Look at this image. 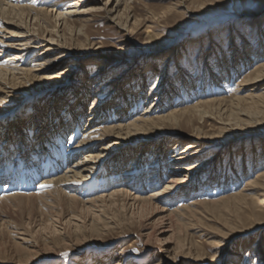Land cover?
<instances>
[{
	"label": "bare ground",
	"instance_id": "obj_1",
	"mask_svg": "<svg viewBox=\"0 0 264 264\" xmlns=\"http://www.w3.org/2000/svg\"><path fill=\"white\" fill-rule=\"evenodd\" d=\"M12 1L0 0V23L3 25L0 27V34H2L0 35V107L9 104L11 100L15 101V104L11 103L12 105L7 107L8 113H3L4 109L0 111V121L6 120V122L10 117H15V113L26 104L36 101L38 99L36 96L42 97L44 94L42 88L67 71L63 68L68 66L70 58L74 55L71 50L73 47L65 44L63 32L71 30L72 24L79 21L85 26L93 22L96 14L104 13L107 15L105 19L113 24L118 34L130 38L141 21L131 15L133 9L131 4L134 0H53L50 2L51 5H46V7H36L37 0L32 1L33 4L24 6L14 4ZM171 8L178 11L180 15L184 13L179 10L180 8L188 11L187 6L185 7L182 2H177ZM263 21L264 16H261L259 20H249L252 31H257L252 33L251 42L245 40L246 42L242 41L239 47L233 46L229 57L220 53L215 62L216 72H209L208 75L207 71H204L205 75L200 73L198 76L199 83L203 86H222L223 82L225 84L226 81H231L233 76L238 72L241 73L247 65L252 64L239 81L238 90L245 93L244 96H237L227 101L223 98H212L215 92H212L210 94L212 97H210L208 90L205 89L197 93V101L192 106L181 110L178 108L179 104H176V101H173V98L167 94V89L162 94L159 93L161 96L147 105L145 101L154 89L150 88L149 95L144 100L145 107L142 113L140 112L132 119L125 114V105L130 104L129 100L134 98L135 94L132 89L137 80L129 84L125 82L129 78L123 79L116 74L110 80L113 82L110 85H116L117 88L118 86L123 87V90H120V94L113 102L111 98L114 93L113 89H110L108 92L112 93L110 100L105 99L102 102L100 95L107 87L103 83L104 71L102 70L107 66V62L101 60L100 63L94 65V70L91 71L94 72L86 79L81 77L76 79L75 82L79 84L80 90L84 91L80 92L76 88L74 93L64 94L61 97L46 96L42 105L37 104L36 107H32L33 111L39 113L40 108L48 105V118L50 116L53 118L48 119L49 126L37 125L33 130L37 133L31 144L20 145L22 141L12 146L16 153L20 152L15 156L16 159L11 160V167L15 168L14 174L6 173L8 172L4 170L6 168H2V160L11 157L13 148L8 149L10 150L8 153L0 155V229H5L2 232L6 236V244H9V249L4 251L2 250L5 245L4 239L0 242V256L2 257H0V264H32V261L36 259L34 255H50L58 246L68 245L80 238L93 241L95 239L93 236L101 237L97 234L101 232L99 230L103 231L108 228L122 230L125 227L131 230L136 227L133 243L139 242L146 249L151 246V243L158 245L159 252L151 253L152 264L163 262L181 264L183 259L188 260L189 264H205L207 258L216 257L218 250H220L218 254L223 257L231 240L238 235H251L260 230L261 225L264 224V164L261 165V171L243 181L242 189L240 188L236 193L225 197H220V193L219 196L217 195L220 198L209 202L206 196L202 197L206 199L193 201V198L194 200L199 198L197 193L202 188L218 183L214 172L208 173L204 179L197 180L207 167L206 161L209 159L203 161L202 157L211 150L212 137H206L199 129L192 128L191 133L186 137L180 138L178 135V138H173L174 142L168 148L169 154L165 157L163 152L167 144L158 135L160 131L168 128H185L192 124L193 118L203 119L207 114L212 115L211 110L216 107L219 111L235 116L230 120L239 124L241 130L249 129L250 126L254 128L264 125V31L261 30L260 25ZM82 31L77 30V34ZM154 39L155 37H148L149 42ZM88 45L86 44V48L91 51L92 44L88 43ZM84 48L85 45L77 47V49ZM96 49V47L93 48V51L95 52ZM32 54H36L35 57L39 60L31 61ZM209 60L211 59L208 57L204 65L207 68L205 70L209 69L207 67L210 66L208 65ZM78 62L80 63V60ZM65 78H61L63 80L58 83L59 86L65 84L71 77ZM85 85H90L93 91L86 93ZM38 86L42 89L41 92H36L38 94L17 99L22 95V89ZM53 88H51L52 92L59 90L58 87ZM83 92L85 96L91 97L86 120V124L90 123V125L81 131L85 135H82V138L71 149V137L77 135L73 125L81 118L78 108L81 106L82 98L78 95ZM165 96L168 97L166 98L168 101L164 99ZM135 98L140 97L135 96ZM189 100L192 101L191 98ZM63 103L66 106L63 105L65 107L62 109L60 107ZM111 104L112 109L119 114L114 123L106 126L105 123L99 121L103 119L102 115H104L103 120L107 119L109 111L105 112L104 109ZM58 108L60 109L56 111ZM59 111L61 113L58 114ZM64 111L67 113L65 114ZM30 114L25 117L26 121L30 119ZM220 115L224 114L220 113ZM217 119L224 123L220 124L219 133H227L229 125H225V121L230 120H223L219 117ZM28 125L33 127L31 121ZM98 126L101 128H97ZM14 130L19 131L16 126ZM14 130L6 127L8 136L14 135ZM68 132L72 134L71 139L63 145L62 142ZM233 139L234 137L228 136L225 144ZM152 146L157 147L152 153L145 155L151 159L146 166V173L141 172V169L134 170L142 164L141 160L145 159L143 154L121 159L105 172L101 171L111 154H130L134 153L137 148ZM67 150L69 153H66ZM62 156L65 158L57 160ZM46 157L50 158L44 161ZM70 159H73L71 163H69ZM127 164L128 167L122 170L121 167ZM192 174L195 175L194 179H191ZM237 179L239 178L236 177ZM230 183L234 185V181ZM211 197L215 198V196ZM175 201H178L176 203L178 205ZM230 201L234 203L231 208L234 212L231 209L230 211L233 212L231 214H234L235 221L222 219L223 217L221 220L218 219L220 222L216 224L220 228L215 233L210 232L217 238L215 246L212 247L214 253L210 257L199 241L185 237L183 229L188 224L191 225V222L199 221L203 214L202 209L206 210L208 207L221 203L231 204ZM15 208L27 210L40 217V228L36 233L11 222L8 211L9 209L16 211ZM157 214L161 216L157 218ZM89 215L93 216V220L89 221V218L85 221V217ZM100 220L103 225L97 230L95 229L97 226L93 225ZM57 221L63 227L54 225ZM38 233L45 236V243L38 242L36 238ZM133 243L123 248L111 264H123L124 261L122 262L120 256L124 255ZM255 245L257 246L258 242ZM256 252L258 256H255V262L264 264V250L257 247L253 250V253ZM98 257V260L103 261L110 259L111 254L103 255L102 259Z\"/></svg>",
	"mask_w": 264,
	"mask_h": 264
},
{
	"label": "rangeland",
	"instance_id": "obj_2",
	"mask_svg": "<svg viewBox=\"0 0 264 264\" xmlns=\"http://www.w3.org/2000/svg\"><path fill=\"white\" fill-rule=\"evenodd\" d=\"M32 1L34 0H13L12 2L14 4H18L19 6H24L33 4ZM37 2L38 3L36 7H46V5H51L50 2H53V0H37ZM177 2H182L185 7L187 6L186 9L188 11L185 9L182 10V8L179 9L184 12L183 15L178 14V11L176 12V10L171 8ZM131 5L133 7L131 15L136 17L138 21H141H139L137 30H134L133 28L134 34L130 36V38H125L118 34L113 24L108 23V21L105 19L107 15L104 13L96 14L93 18V22L87 24L88 26H84L83 23L78 21V23L76 22L72 24L70 27V29L72 28L71 30H66L63 32L65 36V44L67 46L73 47L71 50L73 51L72 55H74V57L70 58L71 60L69 61L68 66L63 68L67 71L64 72L63 75L61 74L58 79L46 84V86L42 88L44 90H42L40 86L22 89V95H20L17 99L28 95L32 96L33 94H38L36 92H41V90L42 92L44 91V94L42 97L36 96V99L38 98L36 101L26 104L21 109L22 111L20 110L15 113V117H10L9 120L7 119L8 122H6V120L0 121V155L8 153V151H10L8 149L13 148V151H11L13 152L11 157H6L4 160H2V168H6L4 170L8 171L6 173H15V168L11 167V160L16 159L15 156L20 153H16L14 150L15 148L12 146L22 141L23 142L20 145L31 144L34 136L37 133V131H33L36 129L37 125L49 126L50 121L48 119L53 118L51 116L48 118V105H45L46 108H40L41 110L39 109V113L38 111H33L32 107H36L37 104L42 105L46 96L50 97L53 95L51 98L54 96L61 97L64 96V94L68 95L74 93L76 88L80 90L79 84L75 82L76 79L79 77L86 79L91 73L94 72H91L94 70V65L100 63L101 60H105L107 62V66H105L104 70H102L104 71L103 83L105 86H107L100 95V100H102V102L105 99L110 100V95H112V93H108L110 92V89H113L112 92L114 93L113 97L111 98V101L113 102L120 94V90H123V87L118 86L117 88L116 85H110L113 83L110 80L116 74L123 79L129 78L125 81L129 84L132 82L135 83L137 80L135 83L136 85L133 89H131L135 94H133L134 98L135 96H139L140 98H135L134 100L132 97V99L129 100L130 104L125 105L126 112L123 111L128 117L132 119L136 115L140 114V112L142 113L145 103L147 105L150 104L152 100L160 97L161 95L159 93L162 94L165 89H167V94L173 98V101H176L175 103L179 104L178 108L181 110L192 106V104L197 101V93L205 91V89L208 90L206 91L209 92V96L212 94V92L216 93L213 95V97H210L218 99L223 98L227 101L234 97H241L245 95V93L239 92L238 90L239 81L241 80L244 73L250 69L252 64L247 65L246 69H244L241 73L238 72L235 76H233L231 81H226L225 84L223 82L222 86H203L199 83L198 76L200 73L205 75L204 71H207L208 75L212 71L216 72L215 62H217L220 53L221 55L224 54L225 57H229L231 53L230 49L233 46L239 47L242 41H250L252 39V33H256L257 31H252L249 20H259L261 16H264V0H134ZM260 25L261 30L264 31V21ZM1 26L3 25L0 23V27ZM77 30L83 31L80 32L81 34H77ZM147 36L155 37V39L149 42ZM88 43L92 44L91 51L89 48H86V44L89 46ZM80 45L82 47L85 45L86 49H77V47ZM95 47L97 49L94 52L93 48L95 49ZM5 54L7 55V53ZM211 54H213V56H211ZM35 56L36 54H32L31 58L29 56L30 60H39ZM208 57L211 59L208 63L210 66H207L209 69L205 70L207 68H205L204 65H206L205 62ZM79 60L80 63L78 62ZM63 77L71 78L68 79L69 81H67L65 84L59 86L58 83L62 82L63 79L61 80V78ZM53 87H58L59 90L52 92L54 89ZM217 87L218 89L220 87V92L218 91ZM150 88L154 89L152 94L148 97ZM176 90L178 92H175ZM91 91H93V88H91L90 85H85V92L88 93ZM78 96L82 98L81 106L78 108L81 118L76 120L78 122H75L73 125L75 131H77V135L75 137H71V149L76 144V142L82 138L83 133L81 131H84L85 128L90 125V123L86 124V120L88 116L87 108H89L91 104V97L85 96L84 92L81 94L79 93ZM167 96L164 97L165 100H167ZM146 98L147 100L144 103ZM189 98H191L192 101H190ZM126 101H128V99H126ZM8 103L9 104L5 106H1L0 111L4 109L3 113H8L7 107L11 106V103L15 104V101L11 100ZM32 103L33 105H31ZM74 103L76 104V101ZM63 105L66 106V104L63 103L60 108L63 109V107H65ZM60 108L56 109V111H58ZM216 108H212V115L207 114L203 119L193 118L192 124L189 126L187 125L185 128H168L160 131L158 135V137L163 138L167 144L163 152L165 157L169 154L168 148L172 146L174 142L173 138H178V135H180V138H184V136L186 137L187 134L191 133L192 128L199 129L201 134L206 137H212L211 140H213V143L211 144V150L208 151L206 156L202 157L203 161L209 159L206 161L207 167L200 174L197 180L204 179L208 173L214 172L216 178L218 179V183L211 187L202 188L200 190L201 192L199 191L197 193L199 198L197 200H194L195 198H193V201H199L207 198V202H209L220 197L230 196L236 193L240 188L242 189L243 181L249 176L252 177L251 175L254 176L256 172L261 171V165L264 164V125L254 128H250V126L249 129L246 128L241 130V126L239 124L233 120H230L235 118V116L219 111L218 108ZM26 111H29V113H26ZM104 111H109V113H107V119L103 120L104 115H102L103 119H100L99 122L105 123L106 126H109L111 123L116 121L117 114H119V112H116L112 109V104L108 107H105ZM112 111L114 113H111ZM59 113L61 112L59 111L58 114ZM64 113L66 114L67 112L64 111ZM220 113H223L224 115H220ZM28 114L31 116L30 119L26 121L25 117ZM218 117L222 118L223 120H230L229 122L225 121V125H229L227 126V133H224L225 135L219 133L218 129L221 126L220 124L224 123L218 120ZM30 121L33 126L32 128L30 125H28V122ZM15 126L19 129V131L14 130ZM6 127H9L11 130L15 131V134L12 135L13 137L10 135L8 136ZM99 127L100 126L97 128ZM74 128H72V130ZM22 129L23 131H21ZM71 135L72 134H70V132L66 134L62 142L63 145L68 143L69 139H71ZM226 135L227 137H234V139L228 144H225V140L227 139ZM156 147L157 146L137 148L134 153L130 154H111L105 161L103 170L101 171L105 172L109 167L114 166L113 164L121 159L131 158L135 154H143L142 156L145 157V159L143 158L141 160L142 164H140L134 170L139 171V169H141V172L146 173V166H148V163L151 159L145 155L152 153ZM68 151L69 150H67L66 153H69ZM49 158L50 157H46L44 161L49 160ZM64 158L65 157L62 156L61 158L58 157L57 159L56 157L55 159L62 160ZM72 161L73 159H70L69 163ZM212 163L213 165L211 166ZM127 167L128 164L122 166L121 169L123 170ZM4 170L1 169L2 172H4ZM248 172L250 174H248ZM194 176L195 175L192 174L191 179H194ZM146 177L149 178L148 174H146ZM236 177L239 179L236 180ZM165 179L166 177L164 180ZM233 181L234 185L230 183H233ZM220 193L221 196L217 197V195H220ZM203 196H206V198H202ZM211 196H215V198H212ZM177 202L178 201H175V204ZM233 206L234 203L231 202V204L221 203L214 207H208L206 210L202 209L203 214L200 216L199 221L191 222V225L193 226L188 224L185 227L187 230L185 228L183 229L185 231L183 232L185 237L195 241L197 240L196 242L199 241V243L203 245L204 251L210 257H212L214 253L212 247L215 246L217 238L210 234V232L215 233L217 232L216 230L220 228V226L216 224V222H220L218 221L219 218V220H221L223 217L222 219H230V221L233 222L235 221V218L233 217L234 214H231L234 212V209H231ZM213 208H215V210ZM230 209L231 211L233 210V212H231ZM222 210L225 213H223ZM221 211L222 213H220ZM8 213H10L11 222H13V224L16 226H24L32 233H36L40 228V217L34 213H30L24 209H16V211L9 209ZM226 213L227 215L230 213L231 216L230 214L227 216ZM160 216V214L156 215L157 218ZM85 219V221H92L93 216L89 215V217H85ZM102 223V220H100L93 226H97L95 229L98 230L101 229L100 227L103 225ZM54 225L63 227L58 221L57 223L54 222ZM12 228H14L13 225ZM104 230H99L101 232H97V234L101 235V237L98 238L93 236V238H95L93 241H88V239L82 240L80 238V240L68 245L65 244L58 246L56 249H54L53 253H50V255H34L33 257L36 256V259L32 261V264H111V261L116 256H118V253L121 252L123 248H126L129 243H133L135 240L134 235L136 234V227L132 230L127 227L123 228L122 230H114L112 228ZM2 231H5V229H0V242L2 239H4L5 245H3L2 250L7 251V249H9V244H6V236ZM39 233L36 234V238L39 243L43 244L45 243L46 238L43 234ZM231 241L232 242L229 243L223 257L218 254L220 251L218 250V255L216 254V257L213 259L207 258L208 260L205 262V264H258L255 262V256H258V254L257 252L253 253V250L257 247H259L261 250H264V224L261 225V229L254 234H240ZM257 242L258 245L256 246L255 244ZM158 249L159 247L155 243H151V246L146 249L141 243L135 241L132 244V247L127 249L125 254L122 255L123 257L120 256V258L122 259V262L124 261L123 264H152L151 253L153 251H158ZM248 250H250V252ZM107 254H111L110 259H105L103 261L97 259L98 256V258L102 259V256ZM23 257L25 256L23 255ZM162 264L170 263L163 262ZM181 264H189V262L188 260L183 259Z\"/></svg>",
	"mask_w": 264,
	"mask_h": 264
}]
</instances>
